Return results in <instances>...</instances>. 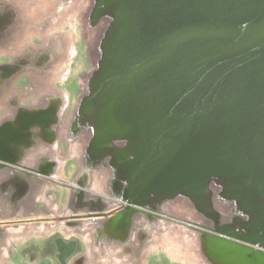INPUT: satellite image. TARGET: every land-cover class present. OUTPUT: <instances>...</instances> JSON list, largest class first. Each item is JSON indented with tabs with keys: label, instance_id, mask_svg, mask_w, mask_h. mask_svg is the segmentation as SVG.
<instances>
[{
	"label": "water",
	"instance_id": "water-1",
	"mask_svg": "<svg viewBox=\"0 0 264 264\" xmlns=\"http://www.w3.org/2000/svg\"><path fill=\"white\" fill-rule=\"evenodd\" d=\"M24 2L78 25L88 66L71 108L59 91L0 127V258L42 231L97 235L107 264L166 236L198 264H264V0Z\"/></svg>",
	"mask_w": 264,
	"mask_h": 264
},
{
	"label": "flooded vegetation",
	"instance_id": "flooded-vegetation-1",
	"mask_svg": "<svg viewBox=\"0 0 264 264\" xmlns=\"http://www.w3.org/2000/svg\"><path fill=\"white\" fill-rule=\"evenodd\" d=\"M24 1L0 0V127L7 121L22 120L24 115L38 119L39 109L50 107L57 110L51 100L59 96V91L66 94L57 85L60 64L69 59L73 44L79 38L75 25L57 27L59 18L49 7H35ZM12 79L14 84L10 87ZM17 97H22L21 105H15ZM68 118L67 113L64 121L67 122ZM48 122L51 128L56 125L54 116ZM54 234L64 237L58 232L47 237ZM65 238L70 239L69 243L78 241L81 246V250L73 253L66 264H107L104 260L111 252L99 242L97 235L87 233ZM31 244L33 242L20 249L22 257ZM69 248L65 252L70 255ZM41 253L39 255L32 250L24 257L44 264Z\"/></svg>",
	"mask_w": 264,
	"mask_h": 264
},
{
	"label": "rangeland",
	"instance_id": "rangeland-1",
	"mask_svg": "<svg viewBox=\"0 0 264 264\" xmlns=\"http://www.w3.org/2000/svg\"><path fill=\"white\" fill-rule=\"evenodd\" d=\"M75 27V30H77V35L79 37L77 43L75 42L73 44V47H75V49H77L78 51L76 61L72 65L71 73L66 79H63L65 69L67 68V65H69V59L65 61L59 69L57 78L58 87L64 90L69 97V107L72 106L73 102L76 100L78 92L77 78L88 66V62L85 55L86 50L80 40L78 25H75ZM64 163L61 169L63 173V178L65 180H71L77 171L76 161L74 159H70L69 157H65ZM69 240V238L54 234L50 237L43 239L37 244L33 243L27 246L22 255L24 257L26 254L34 250L37 251L38 254L42 252L41 255L44 264H66V262L70 259L73 253L81 250V246L78 241L69 243ZM167 243L155 248L156 251L149 257L147 264H193L192 260L189 258V254H187L185 249L179 251L178 247L180 246L172 242L168 244ZM71 244L72 246H70ZM42 247L44 248L41 249ZM66 248H69V251L71 253L70 255L66 254ZM23 262L24 261H17V264H22Z\"/></svg>",
	"mask_w": 264,
	"mask_h": 264
},
{
	"label": "bare ground",
	"instance_id": "bare-ground-1",
	"mask_svg": "<svg viewBox=\"0 0 264 264\" xmlns=\"http://www.w3.org/2000/svg\"><path fill=\"white\" fill-rule=\"evenodd\" d=\"M75 38V36H74ZM77 49H75V47H73L72 49V52H71V55H70V58H69V65H67V68L65 69V73L63 75V79H66L68 77V75L71 73V70H72V65L73 63L76 61V56H77ZM60 164L62 165L63 162H60ZM57 176H59L60 178H63V173L62 171H60ZM48 190H55V186L54 185H51L50 187H47ZM43 200L48 204L50 205V202H51V199H49L48 197L45 198V193H44V197H43ZM48 235H50V233H44V232H35L33 234H29L27 236H24V237H21V238H18V239H14L12 241L11 244H9V251L6 253V255H3L1 258H0V264H14V262L16 261H24V262H27L28 264H39L38 262L36 263L35 261L34 262H31L29 261L26 257H22L19 252H20V249L24 246H26L27 244L33 242L34 244H37L38 242H41L43 239H45ZM174 243L180 247H178L179 251H182L183 249H185V247L177 244L175 242V239L173 240L172 238L166 236L160 243V245H163L165 243ZM167 243V244H168ZM158 245V247L160 246ZM176 248V247H175ZM163 249V248H162ZM155 247L153 248H150L149 250V257L154 254L155 252ZM187 254H189L188 250H186ZM172 259V258H171ZM193 264H198L195 260L192 261ZM71 264V263H69ZM108 264H117L115 262H111V263H108Z\"/></svg>",
	"mask_w": 264,
	"mask_h": 264
},
{
	"label": "crops",
	"instance_id": "crops-1",
	"mask_svg": "<svg viewBox=\"0 0 264 264\" xmlns=\"http://www.w3.org/2000/svg\"><path fill=\"white\" fill-rule=\"evenodd\" d=\"M64 165H65V163H64Z\"/></svg>",
	"mask_w": 264,
	"mask_h": 264
}]
</instances>
